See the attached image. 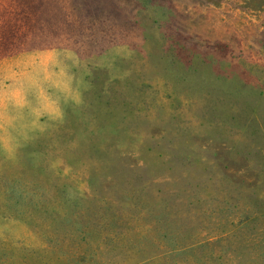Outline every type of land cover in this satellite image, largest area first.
Segmentation results:
<instances>
[{
    "label": "rangeland",
    "instance_id": "1",
    "mask_svg": "<svg viewBox=\"0 0 264 264\" xmlns=\"http://www.w3.org/2000/svg\"><path fill=\"white\" fill-rule=\"evenodd\" d=\"M0 264H264V0H0Z\"/></svg>",
    "mask_w": 264,
    "mask_h": 264
}]
</instances>
